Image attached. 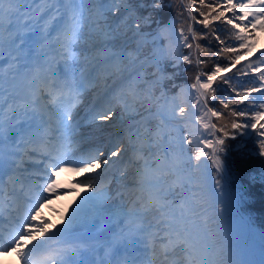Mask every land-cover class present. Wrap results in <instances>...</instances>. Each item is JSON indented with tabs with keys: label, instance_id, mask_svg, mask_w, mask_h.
<instances>
[{
	"label": "snow or ice",
	"instance_id": "1",
	"mask_svg": "<svg viewBox=\"0 0 264 264\" xmlns=\"http://www.w3.org/2000/svg\"><path fill=\"white\" fill-rule=\"evenodd\" d=\"M199 4L205 9L199 20L191 13L193 0L184 7L189 19L209 29L203 37L191 24L158 21L154 10L164 0H0V60L6 58L0 64V216L7 212L12 226L7 237L0 231V249L15 247L23 264H51L52 256L36 260V252L54 237L72 241L79 226L89 240L58 253L102 251L96 264H240L211 227L225 214V207L215 208L224 198L221 180L211 184V171L221 175L226 138L248 128L258 134L264 156V103L259 110H237L248 107L254 93L264 98V51L241 65L244 53L255 55L256 31L264 32V0ZM216 23L234 41L221 39ZM36 30L38 41H29ZM209 35L216 51L197 42ZM204 56L227 63L214 61L190 84L169 88L176 73L168 65L201 69L209 62ZM250 74L258 76L240 82ZM217 84L229 87L219 99ZM182 93L191 101L182 103L199 113L203 131L195 141L191 134L177 136L184 129L173 126L187 111L176 103ZM214 102L227 114L210 106ZM108 128L115 132L107 143L84 147L92 138L103 140ZM13 131L19 138L5 150ZM194 142V156L186 155L185 145ZM64 171L87 174L78 181L90 189L81 197L87 212L78 216L76 203L68 223L50 232L39 208L63 191L58 174ZM232 200L229 195L230 208ZM130 245H142L150 256H117L118 248Z\"/></svg>",
	"mask_w": 264,
	"mask_h": 264
},
{
	"label": "trees",
	"instance_id": "2",
	"mask_svg": "<svg viewBox=\"0 0 264 264\" xmlns=\"http://www.w3.org/2000/svg\"><path fill=\"white\" fill-rule=\"evenodd\" d=\"M138 2V0H137ZM146 3L150 4L151 0H145ZM213 2V0H205V3ZM235 2V0H234ZM165 5L160 8L159 14L156 15L157 20L166 23L170 18H174L175 25L178 28L180 25L187 26L191 24L193 30L200 34L201 37L205 33L209 32V29L205 28L203 25L196 23L195 21L189 19L188 10L184 5L188 3V0H164ZM150 9H144L145 13ZM203 6L199 4V0H193V7L191 13L197 18L201 19L199 12L204 11ZM155 11V10H154ZM181 13H184L181 15ZM213 27L217 28L221 39L231 38L234 41V35L227 31V29L222 24H214ZM203 46H211L213 51L217 50V42L212 39L209 35L207 39H199L197 41ZM209 42L211 44L209 45ZM233 47H238V44L233 43ZM185 52L187 50H184ZM209 62L203 66L201 69H197L195 66H188L181 63L179 68H172L171 65L167 66L169 72H175V80L169 82V88L173 85H181L191 83V78L199 71H211L215 66V62H219L221 66H225L227 60L225 57H203ZM245 65V64H244ZM250 72V69H246ZM261 70L264 71V66H261ZM235 72V70H233ZM222 75H229L228 73H222ZM258 74H250L246 77H240L241 83L251 82ZM233 82L237 80V76L233 75ZM217 99L228 94V85L217 84ZM255 99L247 102L248 107L245 105H240L237 110L253 111L259 110L258 105L264 103V98H261L259 94L254 93ZM255 105L257 107L253 108ZM210 106L216 107L217 109L225 112L229 110L222 109L218 103H212ZM215 122V121H214ZM225 123L228 120L225 119ZM257 136L253 130L250 134H246L244 131H240L239 134L235 136H230L227 139V144L222 154L223 165L226 169V175L229 180L230 185L235 188L240 196V208L248 216L251 223L264 229V156L259 154ZM188 151H195V146L193 144L188 145ZM215 173V172H214ZM217 178H220L217 176ZM264 245V241L262 242Z\"/></svg>",
	"mask_w": 264,
	"mask_h": 264
},
{
	"label": "bare ground",
	"instance_id": "3",
	"mask_svg": "<svg viewBox=\"0 0 264 264\" xmlns=\"http://www.w3.org/2000/svg\"><path fill=\"white\" fill-rule=\"evenodd\" d=\"M254 40H255L256 47H255V50L253 51L254 53H256L258 50L264 48V32L257 30L254 36ZM249 55L251 54L244 55V57L249 56ZM179 99L180 100H178L176 103L180 104L181 106L186 107L187 111L183 117H177L173 122L186 126L187 131L180 135L188 136L189 134H191L189 138L195 141L196 138H201V132L203 131L201 126L195 119L196 115H198L199 113L196 112L194 109L189 108L187 103H182V101L189 100L188 94L182 93ZM189 102L191 101L189 100ZM113 130H114L113 128H108L105 130L106 131L105 139L107 138V141L109 139L107 134L110 132L114 133L115 131L113 132ZM90 140L93 141L94 143H96L97 141L95 138H92ZM115 167L116 168L120 167V165H118V162L115 165ZM85 175L87 174L74 173V176L79 177V178H84ZM197 175H200V174L197 173ZM208 175H209V172L203 171L202 179H206ZM211 184L213 185V188H214V183L212 182V176H211ZM221 188L222 189L219 190L220 192L219 195L224 198V203L217 202L215 204V208L217 210H221L225 207V214L223 218L219 221V226H217L215 222L211 224L213 231L217 233V240L220 241L223 245H226L228 249H230L232 252L235 253V258L238 261H240V264H264V250L263 249L260 250V248L258 247L259 250L258 252H256V257L254 258V254L252 250L247 248L245 245V237L241 233V229L238 227L239 225L238 218H236L233 215L227 214L228 212H231L233 210L232 209L233 204L231 205V208H230L229 202H228L229 194L228 192L224 191L223 189L224 187H222V185H221ZM84 191L86 192V190ZM87 191H89V189H87ZM85 194L88 196V193H85ZM87 202L88 201L86 200H81V198L76 195V192L68 194L67 197H65L64 199V205L67 206V209L70 208L71 206H75L76 203H79L80 207H84L88 205L86 204ZM210 211L211 209H209V212ZM227 220H229L230 225L226 227L225 222ZM59 222L63 223L61 220ZM98 254L103 256L102 251ZM0 264H4L3 261H0Z\"/></svg>",
	"mask_w": 264,
	"mask_h": 264
},
{
	"label": "water",
	"instance_id": "4",
	"mask_svg": "<svg viewBox=\"0 0 264 264\" xmlns=\"http://www.w3.org/2000/svg\"><path fill=\"white\" fill-rule=\"evenodd\" d=\"M257 58H258V56L256 57V59ZM185 94H187V93H185ZM224 183L226 185V188L224 189V191L228 192V194L233 197L232 207L234 208L233 210L235 211L236 217L238 218V221H239L238 227L241 229V233L245 237V245L247 248L252 250V252L254 254V258H255L256 252H258L257 242L260 241L262 238V231L260 229H258V227L254 226L250 222L248 217L241 211L240 206H239L240 199H239L238 192L229 185V182L227 179H224ZM225 225H226V227L230 225L229 220H227L225 222Z\"/></svg>",
	"mask_w": 264,
	"mask_h": 264
},
{
	"label": "rangeland",
	"instance_id": "5",
	"mask_svg": "<svg viewBox=\"0 0 264 264\" xmlns=\"http://www.w3.org/2000/svg\"><path fill=\"white\" fill-rule=\"evenodd\" d=\"M235 2H243V0H235ZM159 12H160V8L159 9H155V13L158 15L159 14ZM239 13H238V11H237V15H238ZM155 18H156V15H155ZM255 47H256V44H255ZM264 49V48H263ZM263 49H260V50H258L256 53H255V55H249V56H245L244 57V55H247L248 53H244L242 56H241V60H242V58L244 59V62L243 63H245L246 62V59L247 60H253L259 53H260V51L261 50H263ZM254 50H255V48H254ZM241 63H242V61H241ZM187 84H190V83H187ZM182 85H185V84H181V86ZM173 126H175V127H182L183 129H184V131H183V133H185L186 132V130H187V128H186V126H184V125H180V124H177V123H174L173 122ZM115 131V129L113 130V132ZM247 134L248 133H250V132H252L253 131V129H250V128H248V129H245L244 130ZM183 133H179V132H177V136L178 135H180V134H183ZM105 136H106V131H105V133H104V138H103V140H97L96 141V143H107V140L105 139ZM195 146V148H196V150L195 151H193L192 153H190L189 151H187V145H185V152H186V155H193L194 156V154H195V152L197 151V147H196V145H194ZM211 164L209 163L208 164V169L209 170H211ZM214 171H211V174L213 173ZM226 175V171H225V169L223 168V173H221V175ZM215 176L216 175H212V181L214 182V179H215ZM214 177V178H213ZM221 180V185H222V187H226V185H225V183H224V181H223V179H220ZM89 191H90V189H89ZM228 215L230 214V215H233V216H236L235 215V213L233 212V211H231V212H228L227 213ZM261 249H263L264 250V247H261ZM147 259H145V261H146Z\"/></svg>",
	"mask_w": 264,
	"mask_h": 264
}]
</instances>
